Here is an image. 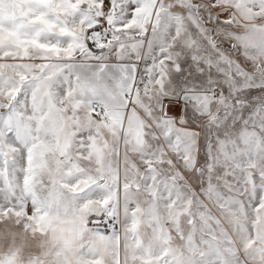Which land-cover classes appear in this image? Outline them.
Here are the masks:
<instances>
[{"label":"snow or ice","instance_id":"1","mask_svg":"<svg viewBox=\"0 0 264 264\" xmlns=\"http://www.w3.org/2000/svg\"><path fill=\"white\" fill-rule=\"evenodd\" d=\"M0 264H264V0H0Z\"/></svg>","mask_w":264,"mask_h":264}]
</instances>
